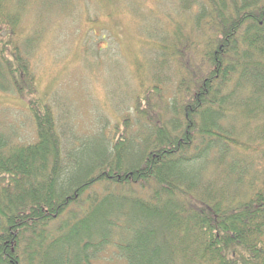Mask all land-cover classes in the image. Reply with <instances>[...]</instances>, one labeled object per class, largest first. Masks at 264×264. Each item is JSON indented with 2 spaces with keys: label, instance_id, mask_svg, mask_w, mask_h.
<instances>
[{
  "label": "trees",
  "instance_id": "1",
  "mask_svg": "<svg viewBox=\"0 0 264 264\" xmlns=\"http://www.w3.org/2000/svg\"><path fill=\"white\" fill-rule=\"evenodd\" d=\"M34 1L0 0V89L34 80ZM168 8L146 34L166 74H136L126 139L75 156L41 99L35 142L0 133V264H94L109 246L127 264H264V0Z\"/></svg>",
  "mask_w": 264,
  "mask_h": 264
},
{
  "label": "rangeland",
  "instance_id": "2",
  "mask_svg": "<svg viewBox=\"0 0 264 264\" xmlns=\"http://www.w3.org/2000/svg\"><path fill=\"white\" fill-rule=\"evenodd\" d=\"M174 3L175 0L31 3V11L22 20L25 34L19 44L29 45L31 55L25 61L34 80L31 87L25 81L23 93L16 88L0 89V133L14 143L35 142L38 134L30 108L32 101L41 99L52 106L57 129L64 138L69 140L75 134L70 144L75 156L87 151L108 152V137L126 139L124 133L135 130L137 125H127L124 118L130 116L134 122L135 103L139 95L144 96L136 74L147 80L153 73L161 78L168 66L146 38L153 26L160 24L156 19L159 16L150 11L160 12ZM154 27V32L165 35L160 25ZM28 28L32 30L29 35ZM26 49L22 47L23 52ZM8 78L3 85H10ZM138 147L133 135L128 136L125 151L134 153ZM93 262L127 264L113 246L99 253Z\"/></svg>",
  "mask_w": 264,
  "mask_h": 264
}]
</instances>
